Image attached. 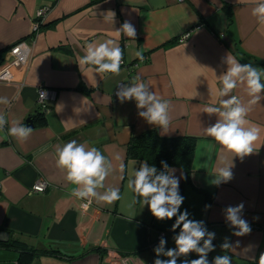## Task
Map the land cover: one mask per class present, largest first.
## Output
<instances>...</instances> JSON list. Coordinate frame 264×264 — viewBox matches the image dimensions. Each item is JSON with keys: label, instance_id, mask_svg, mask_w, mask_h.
Returning a JSON list of instances; mask_svg holds the SVG:
<instances>
[{"label": "crops", "instance_id": "crops-1", "mask_svg": "<svg viewBox=\"0 0 264 264\" xmlns=\"http://www.w3.org/2000/svg\"><path fill=\"white\" fill-rule=\"evenodd\" d=\"M256 3L0 0V51L6 50L0 69L16 46L27 57L26 65L10 66L0 74V97L9 100L8 105L0 104L8 121L0 131V232L8 234L6 240L0 239V264H18L19 250L5 245L11 240L64 255L34 256L29 264H154L161 232L167 240L165 249L175 248L173 237L180 229H171L176 217L157 220L147 205L132 204L134 194L127 187L133 169L145 162L127 157L128 141L149 129L163 137L197 138L188 177L180 168L169 167L179 178V194L184 197L180 211L187 210L189 219L203 221L215 233L209 264L223 255L231 256L232 264H258V252L264 250V99L251 107L247 117L250 126L260 129L252 154L235 156L203 131L218 119L203 109L228 98L217 95L222 86L218 78L227 70L226 57L264 69L260 64L264 62V25L252 15ZM41 7L47 8L42 19L35 15ZM125 22L135 28L134 39L117 32ZM185 32L188 38L178 42ZM108 39L123 50L119 75L98 73L94 66L80 64L89 43ZM137 75L170 101L166 132L141 118L134 100L116 99L119 82L130 84ZM41 87L48 93L45 109L36 103ZM232 94L245 102L249 99L243 87ZM27 118L32 119L33 131L20 142L8 134V128L13 121L27 126ZM73 139L97 147L112 161L114 171L106 185L120 189L118 201L111 205L93 201L84 209L83 201L70 195L72 185L56 165V147ZM148 164L163 171V166ZM226 166L232 178L214 184V176ZM38 180H44L47 188L31 192ZM241 202L251 231L237 236L224 209ZM225 241L231 249L221 248ZM197 258L192 252L178 257L177 264Z\"/></svg>", "mask_w": 264, "mask_h": 264}, {"label": "clouds", "instance_id": "clouds-1", "mask_svg": "<svg viewBox=\"0 0 264 264\" xmlns=\"http://www.w3.org/2000/svg\"><path fill=\"white\" fill-rule=\"evenodd\" d=\"M114 14L112 13V16ZM252 15L259 24L264 25V0H257ZM118 33H123L130 39H134L136 31L133 25L125 22ZM136 56L143 60L141 51ZM123 62V50L115 41L108 39L100 43H89L85 54L80 58L81 65H91L98 73H111L119 75ZM227 70L219 78L222 85L217 90L221 99L219 105H208L203 112L210 116L215 114L218 119L207 128L204 133L213 138L224 149L241 158L254 152L253 145L259 138L260 129L250 126L247 119L251 107L264 99V69L254 67L252 64H241L231 55L224 61ZM243 87L247 97L246 102L238 95H233V90ZM120 102L134 100L138 115L148 124L156 125L163 131L170 127V101L163 99L150 89V84L141 76L134 77L130 84H122L116 93ZM0 104L8 105L7 97H0ZM8 123L4 113L0 112V131H3ZM33 129L24 126L17 121L12 122L8 128V134L18 141H26ZM56 165L65 173V180L72 185L70 195L78 200L86 201L83 208H88L93 201L108 205L118 201L120 189L106 185L107 178L113 173L112 161L106 157L97 147H89L87 142L78 143L75 139L56 147ZM163 171L157 170L146 161L142 162L138 169H133L132 176L128 179L127 187L134 194L132 204L147 205L151 214L157 220L172 219L176 217L172 225V231L177 228L179 233L173 237L175 248L165 249L167 240L163 237L159 245L154 248L157 258L154 264H177V258L187 257L195 252L199 258L184 260L182 264H209L208 253L214 251L215 233L209 232L203 221L189 219L187 210L180 211L184 197L179 194V178L175 176L166 161H161ZM121 173L125 170L124 163L119 166ZM212 181L214 184L226 183L232 178L230 166L218 170ZM211 207L206 205L205 208ZM244 204L228 206L224 209L225 219L229 226L237 229L234 234L242 236L251 231L249 223L243 218ZM221 248L228 250L232 245L225 241ZM164 256L168 259H160ZM212 264H232L229 255L216 256ZM258 264H264V253H261Z\"/></svg>", "mask_w": 264, "mask_h": 264}, {"label": "trees", "instance_id": "trees-1", "mask_svg": "<svg viewBox=\"0 0 264 264\" xmlns=\"http://www.w3.org/2000/svg\"><path fill=\"white\" fill-rule=\"evenodd\" d=\"M224 9L229 15L230 11L226 6ZM5 51H0V64L3 62ZM260 64L264 66V62H260ZM77 89L84 92L88 91L84 87H78ZM196 141L197 138L193 136L163 137L158 134L156 129H149L129 139L126 154L128 158L137 161L144 160L160 166H162L161 161H166L168 166L180 168L184 173V178H187L191 171ZM5 245L19 250L18 264H29L34 256L64 257L56 249H35L27 247L23 242L17 240H11ZM96 250H99V248H96Z\"/></svg>", "mask_w": 264, "mask_h": 264}, {"label": "built area", "instance_id": "built-area-1", "mask_svg": "<svg viewBox=\"0 0 264 264\" xmlns=\"http://www.w3.org/2000/svg\"><path fill=\"white\" fill-rule=\"evenodd\" d=\"M46 7H41V8H38L36 10V17L37 18H43L45 12H46ZM41 24V20L40 21H37L35 24H34V30H37V28L40 26ZM189 36V33L188 32H185L183 34H181L178 38H177V41L178 42H183L185 39H187ZM21 49V46L19 47H14L13 50H11L7 57H6V62L4 63L3 67L0 69V74L5 71L7 68H9L10 66H13V65H20V64H23V65H26L27 64V57H26V54L24 52H21L20 51ZM123 64V62H122ZM123 82H119L118 84V87H117V90L115 92V97L116 99H119L116 95L117 91L119 90V87L120 85H122ZM48 96V93L46 92V90L41 87L39 88L38 90V96H37V105L39 106L40 109H45V105H44V100L47 98ZM47 188V183L44 181V180H38L35 184L32 185L30 191L31 192H35V193H38V192H43L45 189ZM86 201H83L81 202V206L83 203H85ZM83 208V207H82ZM89 208V207H88ZM86 208V209H88ZM85 209V208H84ZM164 232H161L160 233V238L162 236H164ZM261 253H264V250H260L258 252V257H260Z\"/></svg>", "mask_w": 264, "mask_h": 264}, {"label": "water", "instance_id": "water-1", "mask_svg": "<svg viewBox=\"0 0 264 264\" xmlns=\"http://www.w3.org/2000/svg\"><path fill=\"white\" fill-rule=\"evenodd\" d=\"M26 123H27V127H31L32 128L34 126L31 118H27L26 119ZM2 237H5V240H6L7 237H8V234L6 232L2 231V232H0V239H2Z\"/></svg>", "mask_w": 264, "mask_h": 264}]
</instances>
